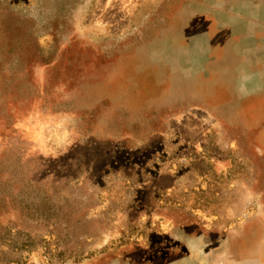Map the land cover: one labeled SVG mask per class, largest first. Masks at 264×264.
<instances>
[{"label": "rangeland", "instance_id": "obj_1", "mask_svg": "<svg viewBox=\"0 0 264 264\" xmlns=\"http://www.w3.org/2000/svg\"><path fill=\"white\" fill-rule=\"evenodd\" d=\"M0 264H264V0H0Z\"/></svg>", "mask_w": 264, "mask_h": 264}]
</instances>
